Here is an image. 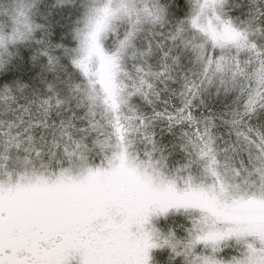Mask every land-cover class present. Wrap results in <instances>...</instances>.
Returning <instances> with one entry per match:
<instances>
[{
    "label": "snow or ice",
    "instance_id": "6c2138e0",
    "mask_svg": "<svg viewBox=\"0 0 264 264\" xmlns=\"http://www.w3.org/2000/svg\"><path fill=\"white\" fill-rule=\"evenodd\" d=\"M0 264H264V0H0Z\"/></svg>",
    "mask_w": 264,
    "mask_h": 264
}]
</instances>
